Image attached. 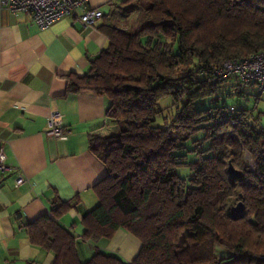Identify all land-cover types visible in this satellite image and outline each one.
Returning <instances> with one entry per match:
<instances>
[{"label": "trees", "instance_id": "trees-1", "mask_svg": "<svg viewBox=\"0 0 264 264\" xmlns=\"http://www.w3.org/2000/svg\"><path fill=\"white\" fill-rule=\"evenodd\" d=\"M123 4L136 5V25L108 23L105 49L89 74L68 76L67 92L108 100L106 123L88 140L107 174L93 186L98 203L82 216L81 237L98 242L123 228L141 247L129 262L99 249L81 261L73 227L59 220L77 199L57 196L25 224L30 242L53 253L52 264H264V127L226 102L255 85L212 79L225 61L264 52V0Z\"/></svg>", "mask_w": 264, "mask_h": 264}, {"label": "crops", "instance_id": "crops-1", "mask_svg": "<svg viewBox=\"0 0 264 264\" xmlns=\"http://www.w3.org/2000/svg\"><path fill=\"white\" fill-rule=\"evenodd\" d=\"M88 8L104 12L92 27L83 29L75 14L40 30L31 15L0 6V149L9 168L0 171V264L53 263V253L30 242L25 224L47 213L55 196L77 199L59 220L73 227L81 261L102 251L104 241L125 262L140 249V241L123 228L98 242L81 237L82 216L98 203L93 186L107 174L88 140L102 131L108 100L90 91L67 92L68 76L89 74L107 45L108 23L125 28L138 18L136 5L123 0H88L78 13ZM54 110L68 128L64 140L45 133ZM19 176L23 181L15 186Z\"/></svg>", "mask_w": 264, "mask_h": 264}, {"label": "built area", "instance_id": "built-area-1", "mask_svg": "<svg viewBox=\"0 0 264 264\" xmlns=\"http://www.w3.org/2000/svg\"><path fill=\"white\" fill-rule=\"evenodd\" d=\"M87 3L88 0H0L2 7L31 15L40 30L49 28L61 17L75 14L83 29L94 26L104 16V12L101 8H88L78 13V10ZM212 79L214 82L236 79L245 84H254L259 91H264V52L259 51L247 57L225 61L213 70ZM45 133L57 140L66 138L68 128L59 111L54 110L48 116ZM5 160L6 155L0 149L1 172L9 169ZM22 181V176L17 177L15 186Z\"/></svg>", "mask_w": 264, "mask_h": 264}, {"label": "rangeland", "instance_id": "rangeland-1", "mask_svg": "<svg viewBox=\"0 0 264 264\" xmlns=\"http://www.w3.org/2000/svg\"><path fill=\"white\" fill-rule=\"evenodd\" d=\"M134 17H135V15L133 14L132 20ZM228 81H230V80H228ZM225 84L228 85V82H226ZM246 93H248V94H246V98H244V99L240 98V97L228 98L226 101L227 104L232 103L239 109H247L248 114H249V118L250 119H254V118L258 119L259 125L264 127V91H259L255 86H252V87L248 86V88L246 87ZM170 102H171V98L168 97V98L162 99L160 101V104L166 105ZM248 161H249V159H248ZM176 172L180 177H186L187 175L190 174L189 169L186 167H180L176 170ZM137 239H138V241H140L139 238H137ZM104 240H105V238H104ZM111 243L112 242L110 241L109 244H111ZM105 244L106 243L104 241L103 244L99 246V248L102 247V251H104L105 253H108V254H113V255L117 254V252L112 251L114 249L112 247H110L111 245L108 246ZM140 244H141V242H140ZM140 247H141V245H140ZM216 254L218 256H225L227 254V251L219 247L216 249Z\"/></svg>", "mask_w": 264, "mask_h": 264}, {"label": "water", "instance_id": "water-1", "mask_svg": "<svg viewBox=\"0 0 264 264\" xmlns=\"http://www.w3.org/2000/svg\"><path fill=\"white\" fill-rule=\"evenodd\" d=\"M229 173L231 177H236L239 175V171L236 170L233 166L229 167ZM244 202L242 199H240L235 205L231 208V215L234 218L241 217L244 211Z\"/></svg>", "mask_w": 264, "mask_h": 264}]
</instances>
